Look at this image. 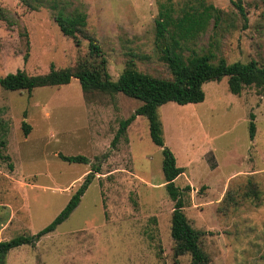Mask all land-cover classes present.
I'll return each instance as SVG.
<instances>
[{
    "label": "rangeland",
    "instance_id": "rangeland-1",
    "mask_svg": "<svg viewBox=\"0 0 264 264\" xmlns=\"http://www.w3.org/2000/svg\"><path fill=\"white\" fill-rule=\"evenodd\" d=\"M234 1L246 21L228 0H63L64 13L86 12L85 31L100 48L90 56L88 41L64 36L47 7L30 11L18 0H0L8 13V22L0 20V77L84 65L105 70L115 82L132 64L140 73L169 79L155 45L161 5L171 6L174 20L203 4L221 11L202 33L181 41L184 59L211 54L213 64L224 59L264 65V0ZM203 91L200 104L168 103L158 111L165 147L184 169L175 186L191 188L183 193V212L201 233L208 264H264V97L254 87L231 94L227 78L204 84ZM140 105L120 93H83L76 79L30 94L0 88V155L7 158L0 163V241L45 229L91 165L100 166L68 219L35 246L11 250L6 264H191L189 255L174 257L173 202L164 186L161 148L151 142L147 120L137 117L127 140L110 145L119 122ZM23 122L30 128L26 136ZM59 155L90 162L67 163ZM250 188L257 198L248 196Z\"/></svg>",
    "mask_w": 264,
    "mask_h": 264
},
{
    "label": "trees",
    "instance_id": "trees-1",
    "mask_svg": "<svg viewBox=\"0 0 264 264\" xmlns=\"http://www.w3.org/2000/svg\"><path fill=\"white\" fill-rule=\"evenodd\" d=\"M30 11H39L47 7L53 14L52 18L60 32L78 43L77 35H81L88 41L90 56L100 54V48L94 37L85 31L87 26V15L83 9H76L71 14L64 13L63 0H18ZM237 8L240 15L246 21L245 11L240 3L228 0ZM264 4V3H263ZM213 6L201 5L200 9L190 8L178 19L172 18L173 9L171 6H160L158 19L155 20V45L160 53L161 60L167 65L171 78H161L137 71L132 64L126 66L115 82L110 81V77L105 70L101 72L90 69L86 66H76L74 68L55 69L50 66L49 72L43 75L29 76L24 71L18 70L13 74L0 77V88L9 92L31 93L40 87L65 86L72 79H76L83 93L89 91H101L117 94L141 102L128 118L119 122L118 130L111 141V147H116L121 138H125L128 127L137 117H144L148 122L149 137L153 145L161 148L162 154V174L166 193L173 202L171 214L170 237L173 242L174 257L189 255L191 264H208L209 258L201 249V233L193 229L183 212V193L191 190L187 185L183 189L175 186V180L184 173V169L177 166L173 153L165 147L163 127L159 118V108L168 103L179 106L189 104H200L205 99L203 85L209 82H220L227 78L228 91L233 95H240L243 89L254 87L257 95L264 97V65L258 64L255 60L246 63L235 62L228 64L224 59H220L213 64L212 55H192L184 59L182 56L181 41L195 38L205 30L209 20L214 14L220 13ZM7 11L0 7V20L8 22ZM22 37L26 40L27 51L24 61L29 57V44L27 33L23 31ZM104 67L105 63L102 61ZM29 126L23 122L22 131L26 136ZM254 115H249L248 133L250 141L255 137ZM4 145L1 142L0 145ZM106 158V155L103 156ZM0 155V163L5 160ZM59 159L67 163L88 164L90 161L84 156H63ZM100 174V166L91 165L89 173L85 176L83 183L73 194L69 202L45 229L38 234L25 237L19 236L8 241H0V264H6L9 252L22 245L35 246L39 239L47 233L53 231L62 224L71 213L77 208L82 196L88 186L94 180L95 175ZM228 196V195H227ZM248 196L257 198L258 192L250 188ZM1 230V222H0Z\"/></svg>",
    "mask_w": 264,
    "mask_h": 264
}]
</instances>
